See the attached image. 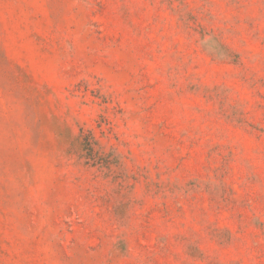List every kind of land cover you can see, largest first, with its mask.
Returning a JSON list of instances; mask_svg holds the SVG:
<instances>
[{
    "label": "rangeland",
    "instance_id": "obj_1",
    "mask_svg": "<svg viewBox=\"0 0 264 264\" xmlns=\"http://www.w3.org/2000/svg\"><path fill=\"white\" fill-rule=\"evenodd\" d=\"M0 264H264V0H0Z\"/></svg>",
    "mask_w": 264,
    "mask_h": 264
}]
</instances>
